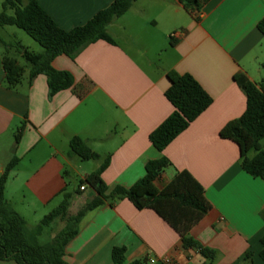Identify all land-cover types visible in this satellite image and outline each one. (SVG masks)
<instances>
[{"label": "crops", "instance_id": "0c3cea01", "mask_svg": "<svg viewBox=\"0 0 264 264\" xmlns=\"http://www.w3.org/2000/svg\"><path fill=\"white\" fill-rule=\"evenodd\" d=\"M113 2L39 0L64 30L86 24ZM263 18L264 0H209L196 17L179 0H138L109 25L115 44L98 41L74 58L61 55L52 62L74 79L72 88L52 97L47 77L40 74L30 82L28 67L22 83L9 89L0 49V178L18 159L6 184L7 201L26 220L17 203L30 213L55 207L52 212L68 193L72 217L96 196L89 187L71 190L72 176L83 180L109 159L102 179L110 193L116 186L132 187L145 176L149 161L165 157L171 165L155 181L157 189L185 170L205 190L211 210L190 235L216 252L212 264H264V181L246 173L237 145L220 137L222 128L246 109L235 76L241 73L264 88V36L258 29ZM169 71L191 75L213 102L158 152L149 137L174 110L165 96ZM74 137L99 155L89 160L95 165H83L71 153ZM84 166L91 172L79 174ZM115 247L126 248L124 264L145 258L149 264L150 259L154 264H208L198 250L185 249L177 232L154 211L137 210L128 199L89 212L65 260L114 264ZM248 253L252 259L245 261Z\"/></svg>", "mask_w": 264, "mask_h": 264}, {"label": "trees", "instance_id": "16d2710c", "mask_svg": "<svg viewBox=\"0 0 264 264\" xmlns=\"http://www.w3.org/2000/svg\"><path fill=\"white\" fill-rule=\"evenodd\" d=\"M138 0H114L107 8L99 11L90 21L71 30L60 28L43 10L39 0H5L0 14V27L15 26L24 30L42 48L41 53L31 52L20 43L15 48L26 63L22 66L8 51L3 52L2 68L5 83L9 89H16L23 81L26 67L30 69L29 81L38 75L47 77L49 95L73 87V76L66 71H57L52 62L59 56L74 58L85 47L98 41L115 44L108 32V27L115 18L125 15ZM185 10L196 17L201 7L209 0H179ZM13 11V15L8 12ZM264 36V18L258 24ZM6 49H9L6 45ZM167 78L170 87L165 96L173 106V113L150 134V142L158 151L163 152L167 146L183 133L212 104V98L200 84L188 74L181 75L169 71ZM235 81L246 96V109L237 119L228 122L220 131V137L234 142L239 150L243 170L254 178L264 181V88L252 83L245 75L239 73ZM21 137V131L17 139ZM71 153L84 161L97 160L87 143L74 137ZM107 159L95 172L79 183L96 192L95 198L72 217L68 216L72 195L65 193L63 202L35 227L18 214L5 198V188L10 172L18 159H13L0 178V263L13 261L16 264H70L65 260L68 244L78 235L79 225L91 211L106 203L128 199L137 210H152L180 236L185 249H196L212 264L216 259L214 250L202 247L191 237V230L211 210L205 197L203 186L188 171H179L170 183L159 190L155 181L171 165L162 157L151 160L146 165L145 176L130 188L116 186L112 192L102 179V173L109 165ZM264 217V211L262 212ZM56 221L65 222L64 228L48 242H43L45 232ZM260 257L264 260V235L260 239ZM126 248L115 247L112 250L114 264L125 263ZM245 261L252 259V254L245 256ZM131 264H149L148 259L137 260Z\"/></svg>", "mask_w": 264, "mask_h": 264}, {"label": "rangeland", "instance_id": "374dc122", "mask_svg": "<svg viewBox=\"0 0 264 264\" xmlns=\"http://www.w3.org/2000/svg\"><path fill=\"white\" fill-rule=\"evenodd\" d=\"M4 1L5 0H0V14L3 12V2ZM8 14L13 15V11H9ZM17 43H20L24 47L28 48L31 52L41 53L43 51V48L37 42H35L24 30L19 29L15 26H6L2 28L0 27V49L3 52L7 50L8 54L11 57L16 58L22 66H26V63L20 57V55L18 54L15 48V45ZM6 45H8L9 49H6ZM79 161L80 163H84L83 165H95L96 163L95 161H89V162H86L83 160H79ZM91 170L92 169L90 166H84V167H81V169H79V174H82L85 171L91 172ZM80 181H81L80 175L72 176L70 178V182H71L70 189L71 190L76 189ZM15 206L18 212H21L24 214V217L26 218L28 225L30 227L37 226L44 219V217L47 216L53 208H55V207H52V209H50L49 211H46V213L35 214L34 212L30 213L28 211H24L23 207L18 203ZM64 226H65V223L56 222L52 226L51 229L45 232L44 236L42 237V241L48 242L51 239H53Z\"/></svg>", "mask_w": 264, "mask_h": 264}, {"label": "built area", "instance_id": "2783aa9c", "mask_svg": "<svg viewBox=\"0 0 264 264\" xmlns=\"http://www.w3.org/2000/svg\"><path fill=\"white\" fill-rule=\"evenodd\" d=\"M86 189H87V186L86 185H83L82 187H80V191H85ZM149 261H150V264H154L155 263V260L154 259H150Z\"/></svg>", "mask_w": 264, "mask_h": 264}]
</instances>
